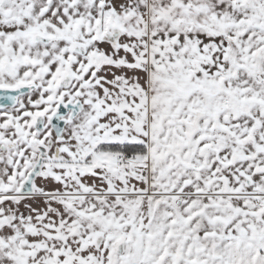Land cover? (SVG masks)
I'll list each match as a JSON object with an SVG mask.
<instances>
[{"label": "snow or ice", "instance_id": "obj_1", "mask_svg": "<svg viewBox=\"0 0 264 264\" xmlns=\"http://www.w3.org/2000/svg\"><path fill=\"white\" fill-rule=\"evenodd\" d=\"M0 264H264V0H0Z\"/></svg>", "mask_w": 264, "mask_h": 264}]
</instances>
